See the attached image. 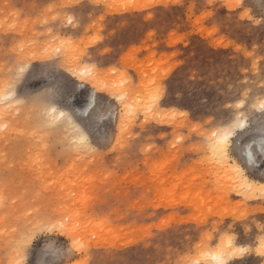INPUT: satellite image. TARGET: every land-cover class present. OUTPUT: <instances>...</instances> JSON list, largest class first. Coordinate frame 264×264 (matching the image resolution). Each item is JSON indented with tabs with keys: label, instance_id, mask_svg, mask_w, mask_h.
<instances>
[{
	"label": "rangeland",
	"instance_id": "374dc122",
	"mask_svg": "<svg viewBox=\"0 0 264 264\" xmlns=\"http://www.w3.org/2000/svg\"><path fill=\"white\" fill-rule=\"evenodd\" d=\"M233 2L0 0V264H264V31ZM53 74L71 107L45 103ZM98 101L108 126L77 147Z\"/></svg>",
	"mask_w": 264,
	"mask_h": 264
},
{
	"label": "snow or ice",
	"instance_id": "6c2138e0",
	"mask_svg": "<svg viewBox=\"0 0 264 264\" xmlns=\"http://www.w3.org/2000/svg\"><path fill=\"white\" fill-rule=\"evenodd\" d=\"M264 2V0H262ZM73 8L79 7V5L71 6ZM229 8L236 9L235 17L237 18V25L242 28L250 29L253 26H258L262 31H264V10L260 13V18L255 19L251 10L248 8L245 0H234L233 3L227 5ZM212 13L205 10L204 17L211 16ZM55 19V17H53ZM47 23V21H45ZM67 23L69 25L76 24V19L74 16H70L67 18ZM237 51L240 53H244L246 50L237 47ZM264 70V69H262ZM28 71L26 68L20 69V77L22 78L24 73ZM42 69L37 66L32 68L30 74L32 76H37ZM250 71V70H249ZM52 83L45 87L43 92V99L48 106H53L57 104H61L65 107H71L70 98L74 94V87L70 82L61 80L59 77H56L54 74L51 76ZM226 106L227 101L224 102ZM261 110V125H262V135L260 139V152L259 155L261 157V164L264 165V103L260 105ZM74 111V110H73ZM110 109L106 107V105L100 101H98L95 105H92L90 110L87 112L86 118L81 120V124L83 128H75V131L79 137L78 142H74L77 147H87L91 143L89 137L95 135L97 138H100L101 132L106 130L109 120H110ZM210 123H214L216 116L215 113H210ZM244 125L237 121L234 124H230L228 130L223 133V136L217 139L219 134H214L213 142H212V151L213 153L220 159H224L229 157L234 153L235 147L234 145L229 143L231 135L234 134L235 128H242ZM252 155L251 151L246 152L247 162L252 163ZM261 188L264 189V185H261ZM51 229L41 228V231H50ZM79 241L73 240V245L78 246ZM245 251L244 249L239 250V252ZM235 254V253H224V255ZM261 254L264 255V244L261 245Z\"/></svg>",
	"mask_w": 264,
	"mask_h": 264
},
{
	"label": "bare ground",
	"instance_id": "6f19581e",
	"mask_svg": "<svg viewBox=\"0 0 264 264\" xmlns=\"http://www.w3.org/2000/svg\"><path fill=\"white\" fill-rule=\"evenodd\" d=\"M51 56V55H50ZM38 57V56H37ZM36 57V58H37ZM33 58V57H32ZM42 58H44V56L42 57ZM80 69V68H79ZM94 68H92V70H93ZM90 71V70H89ZM93 71H95V70H93ZM85 71L84 70H79L78 71V73H75V74H78L77 76L79 77V76H82V74L84 73ZM99 72V71H98ZM96 77V76H95ZM93 78H94V76H93ZM86 79H87V77H86ZM94 80V79H93ZM95 81V80H94ZM87 82V81H86ZM102 86V85H101ZM125 94V93H124ZM57 110V109H56ZM54 112V111H53ZM224 133V132H223ZM223 133H222V135L220 136V137H222L223 136ZM231 137H232V135H231ZM230 137V138H231ZM229 142H230V140H229ZM248 151H249V149H248ZM252 160H253V155H252ZM243 182H244V184L243 185H246L247 187H252L253 186V183L252 182H250L249 181V179L248 178H246V177H244V179H243ZM222 257V258H221ZM213 259H214V262L215 263H213V262H211L210 264H224V262L222 261L223 260V256L222 255H220L219 253L218 254H216L214 257H213Z\"/></svg>",
	"mask_w": 264,
	"mask_h": 264
}]
</instances>
